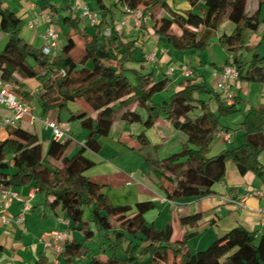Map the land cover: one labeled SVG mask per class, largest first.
<instances>
[{
    "label": "trees",
    "instance_id": "obj_1",
    "mask_svg": "<svg viewBox=\"0 0 264 264\" xmlns=\"http://www.w3.org/2000/svg\"><path fill=\"white\" fill-rule=\"evenodd\" d=\"M96 1L103 9L101 23L94 25L98 33L80 29L78 18L65 17L76 33L67 34L65 44L48 55L43 47L38 48L22 37L23 19L0 0V24L9 35L0 49L2 83H15V93L30 106L33 95L24 88L23 80L37 79L40 88L35 98L44 114L67 109L70 102L78 99H84L99 112L97 118L86 112L72 116L89 130L86 143L75 154L72 149L77 143L72 135L66 140L53 139L45 151L37 134L18 125L7 126L8 136L0 139V185L37 188L52 209L68 210L73 229L85 231L84 241L72 237L65 245L62 264H264V237L257 240L258 231L237 226L207 248L192 252L187 245L194 233L173 240L171 224L165 228L147 224L146 214L155 208L154 201L138 202L135 207L114 204L104 185L86 175L96 164L87 151L99 152L102 148L99 140L102 112L108 108L112 118L117 110H122V118L127 119L135 113L129 108L136 103L147 110V127L166 117L186 135L181 151L152 160L154 169L170 183L160 186L169 199L211 194L213 186L224 181L230 161L242 175L253 172L264 182V165L259 159L264 152V107H252L245 112L241 145L209 156L216 133L224 130L221 118L237 111L236 97L235 103L228 105L222 92L190 77L167 99L155 100L158 93L167 89L170 79L157 80L153 72L127 66L133 54L132 42H124L114 26L110 35H103L113 21L109 15L114 11L106 0ZM179 1L118 0L116 6L132 11L141 9L153 18L156 33L171 48L183 52L205 50L211 44L208 36L215 34L224 21L231 20L234 31L221 36L219 42L229 55L235 56L239 81L264 82V56L256 52L249 61L243 58L246 33L258 31L264 0H258V8L254 10L249 9L251 0H185L190 5L187 9L177 7ZM43 3L51 6L50 0ZM157 7L162 11L159 15L155 13ZM174 24L182 29L181 35L171 32ZM75 34L85 39V52L78 60L72 55L77 46ZM204 94L217 99L216 111L206 108L207 101L201 96ZM140 140L143 145L149 143L145 133ZM85 206L93 210L87 219H84ZM134 208L136 212L128 217ZM121 217L118 226L113 227L114 220ZM200 219V214L182 217L181 224H195ZM103 231L110 243L97 240V250L88 243H94V238Z\"/></svg>",
    "mask_w": 264,
    "mask_h": 264
},
{
    "label": "crops",
    "instance_id": "obj_2",
    "mask_svg": "<svg viewBox=\"0 0 264 264\" xmlns=\"http://www.w3.org/2000/svg\"><path fill=\"white\" fill-rule=\"evenodd\" d=\"M106 1L114 12L111 13L113 21H110L103 35H110L112 26H114L123 36L124 42H132L133 54L128 67L143 68L146 72H153L157 80L165 77L170 79L167 89L158 93L155 100L162 102L170 97L171 93L182 88V84L187 79L183 75V68L186 66L194 70V78L197 81H205L213 91H219L221 69L229 57L228 50L221 45L219 39L234 31V22L226 20L215 34H210L208 39L211 40V44L205 50L183 52L171 48L156 33L153 18L149 17L139 26L132 13H127L124 8L116 6L118 0ZM83 2H86L92 10L98 11L90 6L91 3H97L96 0H50L51 6H44L43 0H4V6L15 11L23 19L22 37L34 46L42 48L44 46L43 36L47 28V21L44 19L43 13L50 15L59 26V47L66 42V36L63 38L64 34L76 33V30L65 22V17L78 18L80 29H87L91 34L98 33V28L82 16L80 5ZM258 4V0H251L249 9L258 8ZM177 7L187 9L190 5L187 1L180 0ZM263 8L264 4L260 7L262 22L258 31L253 34L247 32L245 36L247 47L243 50V58L246 61L251 60L256 52L260 56H264ZM116 10H120L121 13L118 17H115ZM32 21L38 22L35 29L30 27ZM200 30L203 31L202 28ZM171 32L181 35L182 29L174 24ZM75 38L77 46L72 51V55L78 60L85 52V39L80 34H75ZM8 39L9 35L0 24V45L4 43L6 45ZM214 45L223 48V54L220 55L221 60L218 58L215 48L212 47ZM151 55H154L153 60L149 57ZM170 69H173L172 74H169ZM161 71L164 76L158 79L157 75L161 74ZM23 83L25 84L24 88L33 95L30 100L31 113L38 117V120L31 123V115H26L17 122V125L37 134L45 151L48 150L50 142L53 140L52 131L44 123L45 119L57 120L59 126L73 136L74 132L70 130L71 123H62L61 113L63 111H69V120H79L73 119L72 116L83 112L94 118L99 116V112L93 110L84 99L70 102L69 107L62 111L44 114L42 105L35 98L40 88V82L35 78H29L23 80ZM1 84L0 80V86ZM232 90L237 99V111L221 118L223 129L232 134V139L227 141L224 137L215 136L210 145L209 156H216L228 147L241 145L244 141L241 122L245 112L252 107H264V82L237 81L233 83ZM201 96L207 101V109L212 111L218 109L219 102L215 97L208 94ZM129 109L135 113L127 119L122 118V110H117L114 117L111 118V110L105 109L101 115L102 129L99 136L102 148L99 152L87 151V155L96 164L86 172V175L93 182L104 185L105 192L114 204L135 207L138 202L154 201L155 208L146 214L147 224L158 228H165L171 224L174 228L173 240L182 239L187 233H194L187 248L189 249L188 246L192 242H196L197 251L207 248L217 238L224 236L237 226H243L250 231H258L257 240L264 237V194L247 196L246 208H241L237 203L228 200V197L237 200L243 198L250 189L264 192V182L255 173L248 172L242 175L236 164L230 161L227 163L224 181L216 183L211 194L203 197L169 199L160 186H169L170 183L154 169L152 160L163 159L181 151L186 135L175 128L166 117H160L154 126L147 127L145 125V121L149 117L147 110L139 107L136 103ZM12 115V109L0 104V139H5L8 136V127L2 125V122L6 117ZM104 125L107 128L105 134L102 132ZM87 131L89 135V130ZM142 133H145L149 140L146 145H143L140 140ZM84 135V131H81L80 140H87L88 136L84 138L86 136ZM78 144H75L72 154L80 148ZM259 159L264 165V152ZM10 162L12 164V161ZM32 188V186H22L14 189L23 201H28ZM30 203L32 208L26 213L24 226L7 225L0 221V264H54L56 261L62 264V253L46 244L50 233L54 230L68 229L73 238L84 241L85 231L73 229L72 222L68 217L69 212L65 217H62L57 212L59 208L54 210L47 205L40 192L36 193ZM23 207L24 202L16 200L8 207L7 211L12 216H16L23 210ZM135 212L134 208L128 213V217ZM194 214L201 215V219L197 223L181 224L182 217ZM122 216L124 217V215ZM62 218H65L66 222H62ZM163 219H170L167 220L165 227L160 226ZM91 225L95 229L94 224ZM102 239V234H99L94 238V243L102 241ZM95 249L97 248L95 247Z\"/></svg>",
    "mask_w": 264,
    "mask_h": 264
},
{
    "label": "built area",
    "instance_id": "obj_3",
    "mask_svg": "<svg viewBox=\"0 0 264 264\" xmlns=\"http://www.w3.org/2000/svg\"><path fill=\"white\" fill-rule=\"evenodd\" d=\"M82 16L89 20L92 25H99L101 23V16L98 11L92 10L86 2L81 5ZM127 13H132L135 16L136 23L141 26L145 22L149 15L145 14L141 9L130 10L125 8ZM44 19L47 21L46 32L43 36L44 46L43 51L48 55L55 54L59 47L60 39V29L50 15L43 13ZM38 25L37 21L30 22V27L35 29ZM151 60L154 59V55L149 56ZM173 73V69H170L169 74ZM194 70L191 67L183 68V75L186 78L194 77ZM239 81V71L235 61V56L233 54L229 55L227 62L223 65L220 73V80L218 83V90L222 92L225 102L228 105L235 103V93L232 90L233 83ZM17 88L15 83H2L0 86V104L12 109L13 115L11 117H6L2 125L4 126H16L17 122L24 118L26 115H31V123H35L38 117L31 113L29 103L21 98L15 93L14 89ZM47 128L52 131L53 139L55 140H66L71 134L66 133L60 126L57 120L47 118L44 120ZM216 136L224 137L227 141H231L232 134L229 131L221 130L216 133ZM86 141H82L84 145ZM37 193V188L33 187L29 192V200L23 201L19 193L12 187L0 185V221L7 225L17 224L19 226H24L26 220V213L31 210L32 206L30 200L34 198ZM264 192L261 190L250 189L247 195L243 198L234 199L233 197H228V200L235 202L241 208H246V199L250 195H263ZM24 202L23 210L16 216H12L8 211V207L14 201ZM62 222H66L65 218H62ZM69 222V220H68ZM72 239V233L68 229L54 230L50 233L47 240V246L54 248L59 253H62L65 245ZM54 264H59L56 261Z\"/></svg>",
    "mask_w": 264,
    "mask_h": 264
},
{
    "label": "rangeland",
    "instance_id": "obj_4",
    "mask_svg": "<svg viewBox=\"0 0 264 264\" xmlns=\"http://www.w3.org/2000/svg\"><path fill=\"white\" fill-rule=\"evenodd\" d=\"M91 7H93V8H95L96 10H98V12H99V14H100V16H102L103 15V9L101 8V7H99V5L97 4V3H91V5H90ZM119 11V12H118ZM162 11H161V8L160 7H157L156 9H155V13L157 14V15H159L160 13H161ZM121 13H120V10H116V15H115V17H118L119 15H120ZM109 17H112L111 15H109ZM262 17H263V20H264V8H263V11H262ZM25 26H26V24H25ZM24 26V27H25ZM247 32H250L251 34H253V32H251V31H247ZM65 34L63 35V38H65ZM4 46H5V43L3 44V45H0V49H3L4 48ZM212 47H214L215 48V51H216V53H217V56H218V58L220 59L221 57H220V55L221 54H223V52H222V47L221 46H219V45H214V46H212ZM221 60V59H220ZM128 64H130V62H128L127 63V66H128ZM162 72V71H161ZM133 75H131L130 74V77L131 78H133L132 77ZM162 76H164V74H163V72L161 73V74H159V75H157V78L158 79H160V78H162ZM173 93H171L170 94V96L172 95ZM40 109V108H39ZM62 123H66V122H68V123H71V126H70V130H72L73 132H74V135H73V139H74V143H79L78 144V146H80V148H81V146H82V140H80L81 139V136H80V132L81 131H84V133H85V137L84 138H86L87 136H88V131H87V129H85L83 126H82V124H81V121L80 120H69V118H68V116H69V111H63L62 113ZM106 127H105V125L103 126V130H102V132H103V134H105V132H106ZM70 134V133H69ZM77 141V142H76ZM77 146V147H78ZM79 148V149H80ZM78 149V150H79ZM77 150V151H78ZM75 154V153H74ZM57 212L58 213H60L61 215H62V217H65V215H66V213L68 212V210H63L62 208H59L58 210H57ZM92 213H93V210H92V208L90 207V206H85V212H84V219H87L88 217H90L91 215H92ZM51 214H53L52 212H51ZM123 218L121 217V218H119L117 221L116 220H114V224H113V227H116L117 226V223H119V221L120 220H122ZM167 220H170V219H163V223H162V225H160V226H163V227H165L166 225H167ZM73 230V229H72ZM102 237H103V239L107 242V245H109V243H110V239L109 238H107L106 237V235H105V232L103 231L102 233ZM102 239V240H103ZM103 240V241H104ZM89 245H92V246H95L96 248H97V250H98V248H99V246H98V244L99 243H97V244H95V243H88ZM195 246H196V242H192V244H190V246H188L189 247V249L192 251V252H196L197 250H196V248H195Z\"/></svg>",
    "mask_w": 264,
    "mask_h": 264
}]
</instances>
